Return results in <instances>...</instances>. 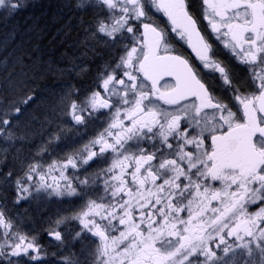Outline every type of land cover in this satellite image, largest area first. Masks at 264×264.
Segmentation results:
<instances>
[{"label":"snow or ice","instance_id":"1","mask_svg":"<svg viewBox=\"0 0 264 264\" xmlns=\"http://www.w3.org/2000/svg\"><path fill=\"white\" fill-rule=\"evenodd\" d=\"M201 4L196 17L188 0L76 3L97 12L92 38L120 47L121 54L98 72L93 87L69 85L51 114L66 115L74 125L107 116L108 126L46 171L33 158L15 181L14 201L27 199L26 184L34 177H39L36 191L49 196L97 194L55 222L81 225L73 236L81 243L80 257L73 254L67 264H264V0ZM22 7V0H0L7 11ZM153 9L167 17L170 28L152 22ZM200 21L207 22V36ZM177 41L191 48L199 66L175 54ZM216 41L247 66V88L218 57ZM217 88L225 96L217 95ZM36 99L26 85L10 82L0 90V138L29 135L20 118ZM60 138L53 135L37 155L48 153ZM101 162L107 166L90 171ZM0 229V256L40 258L36 237L21 234L3 208ZM49 235L63 242L60 231Z\"/></svg>","mask_w":264,"mask_h":264},{"label":"trees","instance_id":"2","mask_svg":"<svg viewBox=\"0 0 264 264\" xmlns=\"http://www.w3.org/2000/svg\"><path fill=\"white\" fill-rule=\"evenodd\" d=\"M36 9L32 22L13 18L0 23V90L10 82L18 88L26 85L37 98L20 118L22 128L26 125L29 135L13 140L14 147L3 155V161L7 160L8 164L13 161L12 173L19 163L17 146L23 145L25 151L26 144L31 145L45 132L50 121L59 116L52 115L51 110L62 92L69 85L83 90L82 82L97 78L98 72L121 54L120 47L110 48L92 38L91 11L84 12L74 4L66 6L61 0H55L51 7L48 0H40ZM81 67L87 71L81 72ZM14 131L20 135V131Z\"/></svg>","mask_w":264,"mask_h":264},{"label":"flooded vegetation","instance_id":"3","mask_svg":"<svg viewBox=\"0 0 264 264\" xmlns=\"http://www.w3.org/2000/svg\"><path fill=\"white\" fill-rule=\"evenodd\" d=\"M55 0H48V6H52ZM40 0H22L24 7L16 10L15 12L7 11L6 13L0 12V23L10 22L13 18L19 22H32L35 18V13L37 11V5ZM63 4L69 6V4H74L78 0H61ZM190 4V11L196 17H199L202 13L201 0H188ZM2 9V8H1ZM82 11H86L81 9ZM91 11L94 17L97 15L96 10ZM152 22L159 25L160 27L170 28L171 25L167 20V17L163 15L162 12H156L155 9L152 10ZM206 21H200L199 27L202 34L207 36L210 31L205 27ZM175 35V34H172ZM210 40H215L214 36L208 37ZM216 53L218 57L228 63L233 72V76L242 88H247L249 72L246 70L247 66L240 64L237 59H235L228 49L223 47V44L216 41L214 44ZM172 50L175 54H179L187 59L194 66H199V61L195 57V53L192 52L191 48L184 41H177L172 43ZM114 64V63H113ZM209 79L210 77H205ZM170 80L171 78H165ZM97 82V78L93 80H88L82 82L85 85L84 89L91 88ZM217 95L225 96V94L217 88ZM225 102L227 98H225ZM242 114V113H241ZM109 117L103 116L99 120H93L86 125H74L70 120V117L66 115H59L52 119L49 123L48 128L39 137L34 139L36 150L46 143L53 135H60V140L55 141L49 146V152L46 155V159L41 156L35 158V161L39 163L50 164L54 160L62 159L66 153H70L75 148H80L84 144H87L91 139L95 138L98 133L102 132L104 128L108 126ZM37 153V152H36ZM112 157L109 156V161ZM46 160V161H45ZM33 161V159H32ZM7 161H2V166H0V208L6 210L8 216L13 218L14 224L18 223V231L31 239L33 236L36 237V242L40 248V258L38 260H29L28 257H9L7 255L0 256V264H8L11 261H20V264H67V258L75 254L76 257H80L81 254V243L78 240H73V236L76 232L80 231L81 225L77 220H66L59 226L56 225V221L62 217H67L80 211L82 206L85 204L87 199H95L97 194H93L85 199H78L76 197H58L55 195L49 196L47 192L32 191L31 194L25 193L27 199L21 200L19 204L14 203L17 197V188L15 181L21 178L22 175L18 174L17 166L15 172L11 177L7 176L10 172V168H6ZM20 165V164H19ZM107 165L103 162L93 166L95 170L99 167H106ZM71 170H69V175ZM53 177H58V172L52 173ZM51 183V179L48 181ZM63 183V181H61ZM214 187H219V182H215ZM31 191V190H30ZM50 191V190H49ZM215 204V202H213ZM255 206H250L249 211H256ZM60 231L63 237V242L56 240L53 236L49 235L50 231ZM0 229V233H2ZM3 243V237L0 236V244ZM95 244L91 245L95 248ZM4 251L7 253L10 251L5 248Z\"/></svg>","mask_w":264,"mask_h":264},{"label":"rangeland","instance_id":"4","mask_svg":"<svg viewBox=\"0 0 264 264\" xmlns=\"http://www.w3.org/2000/svg\"><path fill=\"white\" fill-rule=\"evenodd\" d=\"M0 12L1 13H6L7 12V10H5V9H1L0 8ZM12 147H14V143L12 142V141H8V140H5V139H3V138H0V161H1V163H0V166H2V161H3V155L4 156H6V151H7V149L8 148H12ZM18 148H19V153H18V155H19V159H18V161L17 162H19V164L17 165L16 163V165L17 166H19L18 167V169H17V172H18V174H20V175H22V177L24 176V174H25V172H26V170H27V165H28V163H30V162H33L32 161V159L34 158V157H38V155H37V150H36V145H35V142L33 141V143L31 144V145H29V144H26V149H25V151H24V149H23V145H19V146H17ZM16 153H17V151H16ZM46 155H47V153L46 154H44L42 157L44 158V159H46ZM7 159H9V157L7 156L6 157ZM7 161V160H6ZM46 161V160H45ZM43 162V161H42ZM41 162V164L44 166V170L46 171L47 170V165L45 164V163H42ZM6 164V168L8 167V168H12V166H13V161H10L9 162V164L6 162L5 163ZM38 180H39V177H34V179L32 180V181H29L27 184H26V186H29L30 187V192H32V191H35L36 190V186H37V182H38ZM41 191H43V192H45L44 190H41Z\"/></svg>","mask_w":264,"mask_h":264}]
</instances>
